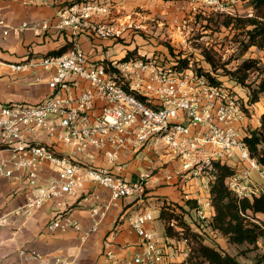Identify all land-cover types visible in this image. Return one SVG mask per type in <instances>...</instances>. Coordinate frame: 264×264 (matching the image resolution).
Returning a JSON list of instances; mask_svg holds the SVG:
<instances>
[{
	"label": "built area",
	"instance_id": "obj_1",
	"mask_svg": "<svg viewBox=\"0 0 264 264\" xmlns=\"http://www.w3.org/2000/svg\"><path fill=\"white\" fill-rule=\"evenodd\" d=\"M197 1L191 0V5ZM219 2L217 6H213L216 1L209 2L210 11L234 15L228 9L241 0ZM6 3L49 7L56 10V15L51 20L14 27L3 17ZM101 14H109V6L95 0H0L2 38L30 29L37 37L68 33L73 44L63 55L31 56L11 65L18 73H48L52 94L38 104L0 105V182L23 176L33 193L26 205L31 210L54 202L61 211L67 206V198L89 183L107 190L114 201L142 198L153 167L141 173L137 181H129L115 170L121 168L118 162L124 152H142L164 165L172 161L180 164L179 171L166 176L170 184L201 182L204 194L197 192L195 197L187 195L185 199L197 203L195 218L199 227L216 232L212 228L215 210L211 198L216 164L234 171L226 185L239 201L253 202L264 197V166L251 155L244 141L251 135L246 125L247 102L232 87L211 83L194 70L193 64L179 71L174 68L177 63L167 66L149 56L93 60L82 47L83 38L91 42L118 41L128 30L137 28L135 23L100 19ZM80 82L88 86L78 95H70L73 89L80 88ZM39 133L55 144L28 142L27 138ZM56 147L65 151L59 152ZM95 154L103 155L110 167L92 165L88 159ZM47 166L55 175L44 180ZM91 211L94 217L101 215L99 208ZM155 221L151 211L135 213L129 220L140 239L135 255L120 259L107 252L108 264H176L167 250L169 239L152 227ZM6 224L7 216H0V232ZM169 226L181 236L184 261L177 264H182L189 256V240L175 220ZM98 229L96 224L85 235ZM47 230L52 234L82 231L77 222L61 213ZM18 255L42 264H73L63 257L45 261L41 252L25 246Z\"/></svg>",
	"mask_w": 264,
	"mask_h": 264
},
{
	"label": "crops",
	"instance_id": "obj_2",
	"mask_svg": "<svg viewBox=\"0 0 264 264\" xmlns=\"http://www.w3.org/2000/svg\"><path fill=\"white\" fill-rule=\"evenodd\" d=\"M97 2L107 3L109 6V14L99 15L100 19H118L121 22L135 23L137 28L141 27L145 30L151 28L152 23L148 25L147 21L152 20L154 17L167 19L166 21L173 23L176 20L175 17L182 15L180 12H175V9H170L171 6L155 7L154 0H101ZM168 3L173 5L174 2H167L166 4L168 5ZM136 8L151 11L149 16L146 17V21L134 19L131 13ZM2 14L8 25L21 27L24 23L37 24L45 20H51L55 17L56 10L49 7H25L19 3H6L2 7ZM140 21H143L144 25ZM56 36L60 39L56 45L44 44V41L30 29L23 31L20 35L12 34L8 38L0 36V105L9 103L38 104L52 94L48 86L50 80L48 73H18L11 69V65L24 62L31 56L46 55L72 41V36L68 33ZM81 43L83 49L96 61L121 60L134 49L126 47L127 50L122 51L123 53L119 57L109 58L110 56H105V52L116 49L115 41L95 40L91 42L83 38ZM138 44H140L139 41ZM146 48L147 46L143 47L142 50ZM87 86V83L80 82V88L73 89L69 94L76 96L82 88ZM254 108L256 115L251 112V116L246 123L250 132L259 129L261 125L260 119L264 114V96ZM44 138V141L38 144H55V141L46 135ZM56 148L59 152L65 151L63 147ZM1 155L7 157L6 154ZM155 160L156 158L153 157L135 158L131 152L126 151L118 162L121 168L115 170L127 180L137 181L140 174L146 172L150 167H153L154 171L157 170V166L161 163ZM88 161L95 166L110 167L101 154H95V157L88 159ZM180 169V164L172 161L165 174H153L147 180L145 196L142 198L114 201L107 190L97 188L90 183L86 184L83 190L67 198V206L61 211H58L54 202H47L35 210L27 208L26 205L33 193L25 183L23 176H18L16 179L2 180L0 182V216H7V224L0 232V264H42L38 260L20 258L18 250L22 246L41 252L46 258L45 261L48 262L54 257H63L73 264H108L107 252H112L115 257L120 259L131 258L137 251L140 239L131 229L129 220L138 211L145 210L151 211L153 215L154 210H156L157 215H154L156 221L152 224V227L157 231L156 223H162L164 227L163 235L169 239L167 250L171 261L183 262L182 252L184 246L177 239L166 235V224L160 220V210L163 202L156 203L154 202L155 199L152 198L149 199L150 203L147 204L148 199H146L150 195L167 196L171 199V202H173L172 200H178L180 203L175 202L178 206L183 207L185 212L191 216H195V210L188 208L186 205L188 201L185 198L187 195L193 198L197 192L203 195L201 182L194 180L188 185H177L176 182L170 184L166 181L167 175ZM54 175V172L47 166L42 177L44 180H48ZM255 178L259 179L256 174ZM94 208H99L100 216L94 217L92 215L91 210ZM60 213L77 222L82 231L68 230L57 231L53 234L49 233L47 230L48 224ZM189 214H186V216H189ZM96 224H99L98 231L86 236L85 232Z\"/></svg>",
	"mask_w": 264,
	"mask_h": 264
},
{
	"label": "rangeland",
	"instance_id": "obj_3",
	"mask_svg": "<svg viewBox=\"0 0 264 264\" xmlns=\"http://www.w3.org/2000/svg\"><path fill=\"white\" fill-rule=\"evenodd\" d=\"M172 1L174 2L173 5H169V3L168 5L166 4L167 2ZM211 1L212 0H199L196 4L191 5V0H154L155 7L162 8L165 5L171 6L170 9H175V12H180L182 15L175 17L176 20H174L173 23L166 21L167 19L163 20L162 18L154 17L152 20L147 21L148 25L150 23L153 24H151L150 29L145 30L139 27L128 30L123 39L115 41L117 46L116 49L105 52V56H110L109 58L119 57L123 53L122 51L127 50L126 47H131L134 49L130 52L136 51L137 53L127 59L136 56H149L151 58H156L161 64L167 66H172V64L182 60H189L188 66L189 64H193L194 70L198 71L199 74H208L209 76L213 74L216 81L232 87L241 100L247 101L246 111L249 119L251 112L256 115L254 106L260 102L259 101L256 104L250 103L251 91L249 88H255L262 78L261 74L264 69V49L262 50L257 47H251L248 50L246 49V44L249 40L247 33L251 30V27L241 29L234 25L231 27H225L224 25V22L227 19L226 17L232 18L239 14H248L249 9L245 4L242 5L240 3L234 8H229L228 10L234 12V15L223 13L218 19L206 21L199 18L198 20V14L203 9L210 10L209 2ZM214 1H216V3H214L213 6L220 4L219 0ZM221 1L230 4L231 0ZM150 13V10L147 11L143 8H136L131 14L134 19L136 18L146 21V17L149 16ZM140 23L144 25L143 21H140ZM161 23L163 25H160ZM40 38L46 45H56L60 40L56 35L50 34L44 35ZM138 41L140 44H138ZM146 46L147 48L142 50V48ZM208 46L209 48L212 47L214 51L216 50L213 56L214 64H210L205 53H203V50L208 48ZM106 60L108 61L109 59ZM250 60L258 62V64L252 69L245 71L243 68L244 63ZM183 68H188L186 63L183 64ZM245 76L246 86H242L239 79L244 78ZM250 133L251 132H249V134ZM44 136L43 133H39L32 135L27 139L28 142L38 144L44 141ZM133 155L135 158H151L142 154V152L134 153ZM160 163L161 166L158 165L157 170L153 171V174H165L170 165V163L168 165H164L162 162ZM152 198L155 199L154 202L156 203L171 202L169 197H163L162 195L157 194L150 195V197L147 196V204L150 203L149 199ZM172 201L175 205V202L180 203L178 200ZM154 215H157L156 210H154ZM185 217L190 229L186 232V238L189 240V255L191 254V250L197 247L194 235L198 236L204 244L237 257L240 264H255L254 259L257 254L264 252L263 240L259 241V250L246 245L239 247L230 243L228 239L218 231L214 232L209 229L205 230V232L197 224L195 216L189 214V216L187 215ZM257 220L262 223L264 216L257 215ZM156 226L157 232L163 237L164 227L162 223L157 222ZM173 234L174 239H177L178 241L181 239V236L175 230H173Z\"/></svg>",
	"mask_w": 264,
	"mask_h": 264
},
{
	"label": "trees",
	"instance_id": "obj_4",
	"mask_svg": "<svg viewBox=\"0 0 264 264\" xmlns=\"http://www.w3.org/2000/svg\"><path fill=\"white\" fill-rule=\"evenodd\" d=\"M242 5H246L249 9L248 14L237 15L235 17H226L224 22L225 27L237 26L241 29L251 27L248 31L249 40L246 44V49L257 47L264 49V0H241ZM252 14L253 16H249ZM223 13L213 12L203 9L198 14L199 18L203 20L218 19ZM72 42L65 44L58 50L49 52L48 56L63 55L71 50ZM214 49L211 47L205 48L203 53L210 64H214ZM136 54V52H129L122 60ZM106 62V61H105ZM174 66L177 70H183V64L186 63L188 67L189 60H182L176 62ZM258 62L250 60L244 63V70L248 71L255 67ZM201 74V73H200ZM205 75L209 78L211 83L218 84L214 77ZM262 78L257 83L255 88H249L250 103L256 104L264 96V69L262 71ZM245 79L240 78V84L246 86ZM259 129L252 131L251 135L244 139L251 155L258 159L259 163L264 166V114L260 119ZM234 173V171L224 165L216 164V175L211 186V198L215 208V216L213 218L212 228L220 232L228 241L239 247L249 246L259 250V241H264V220L260 223L257 220V215L264 216V197L255 199L253 202L248 200L239 201L232 192L227 188L226 181ZM186 205L190 210L197 208L195 201H188ZM160 220L166 224V235L173 237V229L170 228L169 223L175 220L179 227L184 228V235L188 232L189 226L186 219V212L183 207L175 205L172 202H163L161 206ZM197 247L191 250L188 259L182 264H240L237 257L232 256L215 247L204 244L202 240L194 235ZM255 264H264V252L257 254L254 259Z\"/></svg>",
	"mask_w": 264,
	"mask_h": 264
}]
</instances>
